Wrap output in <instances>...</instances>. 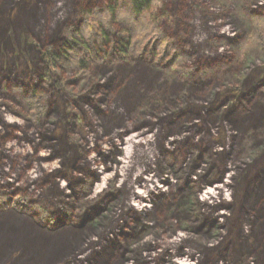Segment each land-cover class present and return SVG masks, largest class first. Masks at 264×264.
<instances>
[{"label": "rangeland", "instance_id": "obj_1", "mask_svg": "<svg viewBox=\"0 0 264 264\" xmlns=\"http://www.w3.org/2000/svg\"><path fill=\"white\" fill-rule=\"evenodd\" d=\"M109 1L40 0L28 8L23 0L3 1L13 9L11 15L2 13L6 22L0 25V189L28 196L51 220L43 225L13 209L0 214L9 224L30 226L44 235L84 226L70 251L41 264H67L70 259L69 264H104L105 254L117 249L118 242L125 249L119 247L118 253H126L121 264H216L208 256L221 258L217 264H238L234 256L218 252L226 229L211 228L213 217L227 226L226 206L242 184L240 174L245 172L244 195L264 171V114L255 124L246 119L264 104V43L245 45L255 40L251 33L257 21L263 24L256 29L264 32V0H161V25L179 50L176 63L189 68L188 75L137 54L126 61L97 59L81 79L74 66L63 62L45 72L46 46L59 47L79 24L82 11ZM29 89L42 94L46 103L47 113L37 123L26 115ZM224 110L233 111L236 132L229 133L225 121L223 127ZM180 111L185 117L174 123ZM207 122L214 124L212 132H206ZM60 136L67 146H79L69 150L70 158L92 159L85 171L83 158L76 172L64 163L62 148L45 139ZM222 145L223 154H213ZM183 164L186 169H180ZM180 183L190 189L185 197L176 190ZM116 188L120 196L112 201ZM198 199L203 212L212 216L208 221L199 214ZM147 209L150 216L142 215L136 230L122 228L121 222L132 223L126 213L134 218ZM91 212L103 213L91 223ZM253 222L246 220L248 232ZM230 242L231 237L226 244ZM29 243L12 248L19 261L8 253L0 264H29ZM206 245L212 249L197 254ZM244 251L256 260L253 264L264 261V256Z\"/></svg>", "mask_w": 264, "mask_h": 264}, {"label": "trees", "instance_id": "obj_2", "mask_svg": "<svg viewBox=\"0 0 264 264\" xmlns=\"http://www.w3.org/2000/svg\"><path fill=\"white\" fill-rule=\"evenodd\" d=\"M3 1L4 0H0V25H3V22H6L3 21L4 18H1L2 13L11 15V11L13 9L7 7L8 5H5ZM39 1L40 0H23L24 5H26L27 8L30 5L38 4ZM123 3L125 4L126 9L124 8ZM160 8L161 0H110L109 3L98 4L95 5L92 9L82 11L79 24L72 30L68 31L63 43H61L59 47L50 44L44 49L43 59L45 72L49 73L50 69L54 65L63 62L74 66L77 69L76 78L81 79L88 73L90 66L97 59L109 57L120 61H126L130 55L137 54L156 64L165 62L164 64H167L176 72L188 75L189 68H185L184 66L176 63V61L180 57L179 50L177 49L171 37L164 31L161 25V17L159 14ZM135 19L136 21L138 20V24H136ZM257 24L262 25L263 23L262 21H257ZM258 25H255L256 28L259 27ZM256 28L253 30L254 33H251L252 37L255 38V40H247V43H245L246 47L248 48L263 46L262 44L264 43V32H262V29H259V32ZM2 30L3 29H0V33H2ZM71 55H73V57H71ZM25 102L28 110L26 113L27 119L33 123L41 121V119L47 113L46 103L42 98V94H38L35 90L29 89L28 97L25 98ZM195 108L199 110L198 112H203L202 110H204L203 107ZM220 109L221 108H219V110ZM167 111H171L170 108H167ZM185 111H180V113L177 114L179 115V117L174 116L176 117L174 119V123L177 121V118L185 117ZM215 111L216 108H213L211 110L212 113H208L210 115H208L207 119H209L211 117V114L215 113ZM225 112L226 110H224V113ZM232 114V110H227L226 114L222 116V118H220L222 125L225 121L229 133L236 132L231 122L233 119ZM263 114L264 104L258 106L252 112L248 113L246 119H248L251 124H255L257 120L261 119V116ZM213 127L214 124H212V122H207V125L204 128L206 132H212V130H214ZM223 127L225 126L223 125ZM45 139L53 141L54 145H57V147L60 146V148H62V152H64L65 157L64 163L67 166L73 167L76 172L77 170H80V168H77V164L79 163L81 158H83V160L86 162L81 168L84 171L86 170V164L89 165L92 160L87 155L83 157L78 156L77 159L72 155L70 158L68 156L69 150H74L73 148L75 147L79 149V146L72 143H69L70 145L67 146L66 141L62 139L61 136L58 138V140L56 138L50 137H45ZM85 143L89 144L88 138L85 140ZM222 147L223 149L221 152H214L213 154H223L225 146L222 145ZM227 150L229 149L227 148ZM59 152H61V149H59ZM193 166L194 168H196L198 164ZM182 168L186 169L184 164ZM208 168V166H206L205 168L201 167L202 171H207ZM211 169L212 173L215 175L217 173L216 167H214L213 165ZM219 174L224 175L225 172L222 170V172H220ZM244 176L245 172L242 173V175L240 174L239 177L242 179V184L244 183ZM256 176L258 179L256 181L257 183L255 182V180L254 182H252L253 184L250 182V187L252 188L247 189L244 195L241 194L243 185L237 184L233 200H228V204L226 206V208L230 210L229 215L226 216V220L228 221L226 227L222 226L219 223L217 217H213L214 220L212 222L211 229H226L227 231L226 236L223 237V241L220 243V245L218 244L220 247V250L218 251L219 254L222 252L227 254L228 256H234L236 260L238 259V261H240L238 264H246V261L249 264H253V262L256 261H253V259H250L247 256V252L244 251L245 248L251 251L248 254L252 255L254 253H257L262 257L264 256V207H260L259 205L262 203L264 204V171L258 172ZM211 177H213V175ZM75 178H78V175H76ZM235 180L236 182H238L237 178ZM187 186L188 184L181 183L177 188L182 192L184 191V193L186 192V190H189L190 192V189H188ZM195 194L196 190L191 191L190 195L193 198ZM116 197L117 196H115V198ZM173 200H176V195ZM40 207L41 206L37 207V205H32L28 196L26 197L25 195L21 194H10L0 189V213L13 209L20 215L22 214L28 217L34 216L39 223H43L44 225V223L50 222L51 217L48 214L47 210ZM258 207L260 208V210L258 209ZM200 212L201 213L199 214H201V218H205L204 220L208 221L209 217L212 218V216H210L209 214L201 210ZM149 214L150 211L146 213L145 216L149 217ZM257 214L258 217H261H257L256 220L255 217ZM97 215L98 213L95 215V212H91V216L93 218H88V221L90 222L91 220L92 223L96 219ZM4 217L5 216L3 214L0 216V259L10 253L9 255L17 260L20 256H18V253L16 251H13L12 248L16 244L24 245L25 242H31L28 245L30 249V257H32L28 260L29 264H41L44 262L49 263V261H55L57 258L59 259L62 254L70 251V249L73 248L78 230L82 231V229L84 228V226H78L75 228L71 227L70 229H51L50 231H48L49 235H44L38 230L30 231V226L19 227L17 225H14L13 223L9 224L8 219ZM199 218L200 216L195 219L190 217L189 221L194 222L195 220H199ZM248 218L254 220L249 232L247 227H245V222ZM206 221H204L205 224ZM257 226H260L263 230L257 229ZM135 227L132 229L133 231L135 230ZM126 228L128 229V227ZM37 232H39L40 234H38ZM214 236L217 235L215 234ZM230 237L232 238V242L227 245V239ZM140 240H143V238H141ZM251 240L253 241L251 242ZM244 243H246L247 247L244 246ZM118 245L125 252V249L121 246L120 242H118ZM118 245H115L116 248L118 247ZM256 245L258 247H255ZM210 246L206 245V250L212 249L210 248ZM231 247L232 249H230ZM117 249H113L112 252H108L105 254L108 262L105 261L104 264H110L111 262L121 264L126 261V258H120V255L123 253V251L121 250L120 253H118ZM230 250H233V252L231 253ZM208 258L211 259L212 262L214 261L216 264L221 260V258H219L218 256H208ZM20 259L21 258H19L18 261ZM70 262H72L71 259L67 261V264H69ZM257 262L259 264H264V261L262 259ZM257 262L255 263L257 264ZM20 264L26 263L25 261H22Z\"/></svg>", "mask_w": 264, "mask_h": 264}, {"label": "bare ground", "instance_id": "obj_3", "mask_svg": "<svg viewBox=\"0 0 264 264\" xmlns=\"http://www.w3.org/2000/svg\"><path fill=\"white\" fill-rule=\"evenodd\" d=\"M203 166V164L201 165V167ZM180 168H182V166H180ZM181 184V183H180ZM176 190H177V192H179V193H181L182 195L184 194V196H185V193L184 192H182V191H180L178 188H176ZM118 194V195H117ZM120 194V189H118V188H116V190H114L113 191V194H111V195H113V197L111 198V199H113V198H115V196H117L115 199H113V201H115V200H118L117 198L120 196L119 195ZM183 196V197H184ZM228 200V199H227ZM198 201H199V205H200V207L202 206V202L198 199ZM217 207V205H214V206H211V208H210V210H208L209 212H211V213H213V210L215 209ZM203 206L201 207V211H203ZM149 211H148V209L147 210H145V212H142V213H139L138 215H135L134 216V218L133 217H131V214L130 213H126L124 216H126V217H128L129 218V220L132 222V223H129V222H127V221H125L124 223L123 222H121L120 224L122 225V228L123 227H128V229H130V230H132L135 226V230H136V228H138V225L137 224H141V222H142V215H145L146 213H148ZM205 212V211H204ZM206 213V212H205ZM121 244H123V243H121ZM121 246H124V245H121ZM210 250H206V246H202L200 249H199V251H197V254L200 252V253H202V254H204L205 252L206 253H208ZM167 253H168V255H171V250L169 249V250H167L166 251ZM146 254V252H142V258L144 259V256H146L145 255ZM121 257V259H124V258H126V254H121L120 255ZM141 256V255H140ZM73 259H75V256L73 257ZM141 259V258H140ZM201 259H203V255H202V257H201ZM118 261H120V260H118ZM162 262H164L163 260H162ZM114 264H120V263H114Z\"/></svg>", "mask_w": 264, "mask_h": 264}]
</instances>
